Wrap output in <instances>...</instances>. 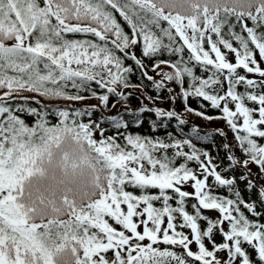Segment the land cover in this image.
I'll return each instance as SVG.
<instances>
[{
	"label": "snow or ice",
	"instance_id": "1",
	"mask_svg": "<svg viewBox=\"0 0 264 264\" xmlns=\"http://www.w3.org/2000/svg\"><path fill=\"white\" fill-rule=\"evenodd\" d=\"M137 74L208 102L225 158L264 175V0H0V264H264V185L246 202L191 139L92 119Z\"/></svg>",
	"mask_w": 264,
	"mask_h": 264
},
{
	"label": "trees",
	"instance_id": "2",
	"mask_svg": "<svg viewBox=\"0 0 264 264\" xmlns=\"http://www.w3.org/2000/svg\"><path fill=\"white\" fill-rule=\"evenodd\" d=\"M236 30L240 31L239 27H237ZM257 59H259L258 54ZM149 63H151V61H149ZM165 70H168L167 67H165ZM197 71L199 70L197 69ZM150 74L156 76L155 72L150 71ZM156 78L158 79L159 76H156ZM131 81L132 83H139L143 85L144 87L140 91H144L145 95L157 96L162 93L165 99H161L158 102L153 103L152 101L142 97L140 95V91L137 89H126L124 90V97H112L109 107H101L94 111L92 113V119L94 121L104 122L108 116L116 115L118 119L122 118V128L120 129L122 135H141L150 139H162L165 142H170L172 137H176L178 139H191L198 148L201 150L210 151V153L216 158V164L218 168L222 169L225 178L233 180L234 190L241 193L242 199H244L246 202H257L259 189L262 185H264V175L258 174V166L250 165L255 169L253 180L245 173L244 167H238L225 158L226 150L223 148V144L226 142H234V134L231 131H228L227 139L225 140L217 134V129L206 127L205 124L197 122L198 118H201L207 122H212L204 119L201 116L195 115V111L197 110H203L207 115L210 116L217 115L216 110L207 106L208 102H204L202 98H190L189 100H184L182 97H180L176 100H169V94L166 90L161 89L160 93H157V90L151 86L150 82H148L146 79L139 78V74L132 76ZM170 86L173 87L176 92H179L180 89L178 87L171 84ZM97 91L103 92L104 90L98 89ZM128 93H132V95L129 96ZM25 95L31 94L25 93ZM19 102L23 103V101ZM57 102L61 105L70 104L72 108H84L89 105H95L99 103L98 99L96 98H89L82 102L53 100V103ZM188 105L194 109V112L191 114L186 111V106ZM157 106L165 110H174L178 113V115L177 117L171 118L157 117L154 111H139L141 107L155 108ZM82 119L87 118L82 117ZM179 120H184L185 123L181 125ZM123 125H127V128H124ZM104 127L107 131V134L109 135L113 134L115 131V129L111 127L110 121L104 123ZM221 128L225 127L221 126ZM262 143H264V141H262ZM232 155H234L239 160L244 158L239 151H235L232 153ZM241 176H243V179H241ZM258 180L260 181L259 184ZM248 181H251V183L248 184ZM210 183L214 184V180L210 181ZM213 193L218 195H226L229 198L233 197V193L228 192L227 187L224 186H215ZM192 202L194 201L190 200L189 205ZM186 207L188 206L186 205ZM188 210L191 211L190 207H188ZM205 215H208L209 217H217L219 214L216 211H206ZM185 231L187 232L188 230ZM215 239L219 243L221 242L222 237L220 235H216ZM249 251L251 252V249H249Z\"/></svg>",
	"mask_w": 264,
	"mask_h": 264
},
{
	"label": "rangeland",
	"instance_id": "3",
	"mask_svg": "<svg viewBox=\"0 0 264 264\" xmlns=\"http://www.w3.org/2000/svg\"><path fill=\"white\" fill-rule=\"evenodd\" d=\"M229 58L232 59L233 57L230 55ZM197 122L205 124L206 127H210V128H214V129L221 128V126L225 127L224 121H221V120H213L212 122H207V121L202 120L201 118H198ZM250 167H251L252 172H253V176L251 178L254 180L255 169L252 166H250ZM259 183H260V181L258 180V184Z\"/></svg>",
	"mask_w": 264,
	"mask_h": 264
}]
</instances>
